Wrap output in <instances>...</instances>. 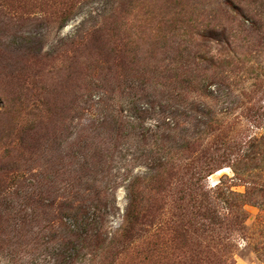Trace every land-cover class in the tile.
Masks as SVG:
<instances>
[{"label": "rangeland", "instance_id": "rangeland-1", "mask_svg": "<svg viewBox=\"0 0 264 264\" xmlns=\"http://www.w3.org/2000/svg\"><path fill=\"white\" fill-rule=\"evenodd\" d=\"M230 253L264 264V0H0V264Z\"/></svg>", "mask_w": 264, "mask_h": 264}, {"label": "trees", "instance_id": "trees-1", "mask_svg": "<svg viewBox=\"0 0 264 264\" xmlns=\"http://www.w3.org/2000/svg\"><path fill=\"white\" fill-rule=\"evenodd\" d=\"M220 171V170H218ZM217 171V172H218ZM215 189L214 191H212L211 193L215 194L217 191H219L221 193V196L222 195H236L238 198H239V210L241 212V222L239 223V231L240 233L244 230V223L247 221V214H246V211L244 210V207L245 205L247 204L246 200H245V196L242 195V194H238V193H234L232 192L231 190L227 189L225 192L223 190H221V187L219 188V185L218 186H215ZM220 195V194H219ZM220 197V196H219ZM219 197H216V198H219ZM209 205H210V208L207 209V212H205V216L206 218L209 220L210 224H221L223 222V220H225V218L221 217L222 214H219L218 210L217 209H211V206H212V203H214V201H212V198L209 197ZM224 205H226V209L229 208L228 206V202L225 200V202H223ZM132 206H130V209H131ZM130 209H128V212L126 214V221H125V227L123 229L124 232H127V230H130L129 232L132 231V229H134L133 227V223L131 221V214L130 213ZM140 211L138 212L137 215H135V219L137 220L138 219V215H139ZM144 216V215H142ZM133 218H134V215H133ZM205 218V219H206ZM134 222V221H133ZM154 236V235H152ZM216 238L218 239V241L221 240L220 236H216ZM186 242V241H184ZM148 254H152L153 251L152 250H148L147 252ZM209 253V252H207ZM203 260V261H202ZM200 261L201 262H204L205 264H233L232 263V254H226V255H217V254H206L204 257H200Z\"/></svg>", "mask_w": 264, "mask_h": 264}]
</instances>
